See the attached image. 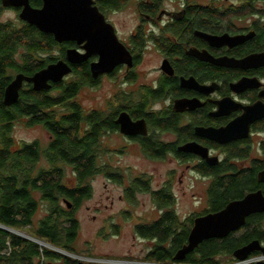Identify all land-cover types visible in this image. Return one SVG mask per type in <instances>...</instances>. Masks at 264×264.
I'll list each match as a JSON object with an SVG mask.
<instances>
[{
  "label": "flooded vegetation",
  "instance_id": "1",
  "mask_svg": "<svg viewBox=\"0 0 264 264\" xmlns=\"http://www.w3.org/2000/svg\"><path fill=\"white\" fill-rule=\"evenodd\" d=\"M5 1L0 0V15L5 9L14 11L20 26L10 22L0 25L10 24L17 32L25 29L31 33L35 28L36 37L54 38L21 18L24 5L9 6ZM25 1L32 10L44 6L43 0H14L18 4ZM94 6L117 36L118 50L116 45L112 50L118 63L113 71L93 78L91 66L101 62L98 51L81 64L68 61L69 51L88 54L87 41L81 44L55 41L58 46L54 55L60 57L58 61L67 63L72 73L76 68L80 72L89 69L92 83L84 86L99 90L109 80L119 87L105 107L86 112L81 106L85 118L94 114L92 129L97 135L93 137L96 171L93 176L107 174L108 180L122 190L120 201L128 205L110 216L98 237L106 242L118 240L125 224L132 222V238L145 247L138 260L129 256L96 261L264 264V253L260 250L251 252L245 260L235 256L236 251L251 244L264 248V0H94ZM125 11L131 16L124 24L131 26L129 32L111 19ZM20 48L26 54L25 48ZM52 54L48 49L32 53L40 61L44 59V63ZM72 73L64 80L71 79ZM141 74L151 77L150 82L141 83ZM26 85L33 88L32 84L24 83L21 91ZM122 120L129 122L131 134L122 132ZM87 128L89 124L84 120L81 138ZM112 137L125 142L122 149H116L118 154H126L132 148L151 162L170 160L183 169L181 176L175 175L153 188L151 178L144 175L125 181L120 174L108 172L119 168L105 157L112 151L105 145L106 140ZM187 172L194 176L192 190L183 192L189 197L191 209L181 217L175 186L176 182L178 186L184 184ZM142 182L150 183V191L142 187ZM251 195L259 201V210L249 213L242 225L222 238L204 240L185 259H176L178 252L189 244L197 220L224 212L232 203ZM147 196L156 209L152 219L138 215L134 209ZM68 207L67 211H73L72 204ZM80 208L75 213L79 223L75 238L68 231H63L60 237V242L75 251L67 252L77 264L82 262L76 255L80 252ZM61 222L64 228L71 229L68 220ZM148 229L153 230L149 233ZM214 242L220 250L208 256ZM162 249L175 253L158 261ZM157 253L158 256H153Z\"/></svg>",
  "mask_w": 264,
  "mask_h": 264
},
{
  "label": "trees",
  "instance_id": "2",
  "mask_svg": "<svg viewBox=\"0 0 264 264\" xmlns=\"http://www.w3.org/2000/svg\"><path fill=\"white\" fill-rule=\"evenodd\" d=\"M24 30L17 32L10 24L0 25V224L18 231L29 228V234L34 238L75 252L60 242V237L63 231H68L75 238L79 229L75 213L83 201L92 196L87 180L96 172L93 166V137L97 135L92 129L94 114L85 118L77 102L82 88L91 84L92 79L88 68L81 72L76 68L70 81L53 84L50 91H35L26 85L17 103L5 106V90L16 74L33 76L60 58L54 55L58 44L53 37H36L35 28L31 33ZM20 47L26 50L22 63L15 59ZM46 49L53 54L45 63L44 59L40 61L32 55ZM24 118L28 119L30 126L41 125L51 134L52 140L45 150L38 142L23 143L18 150H12L13 125ZM84 120L89 128L81 138V122ZM43 158L50 164L49 168L35 171ZM65 166L72 169L77 180L75 186L65 183ZM141 185L150 191L149 182ZM37 195L46 204L47 215L33 227L34 217L40 208ZM69 204L73 205V211H67ZM62 219L70 222L71 229L63 227ZM153 229H148V232ZM219 250V245L214 242L208 256ZM160 252L162 256L156 259L158 261L160 258L167 260L175 253L171 249ZM153 256H158V253ZM0 264H77V261L0 228Z\"/></svg>",
  "mask_w": 264,
  "mask_h": 264
},
{
  "label": "rangeland",
  "instance_id": "3",
  "mask_svg": "<svg viewBox=\"0 0 264 264\" xmlns=\"http://www.w3.org/2000/svg\"><path fill=\"white\" fill-rule=\"evenodd\" d=\"M130 17L129 11H125L119 15L117 14V16H112L111 19L115 23H119L125 28V30H127V32H129L131 26L126 27L124 24L129 22ZM0 22H10L20 26V21L16 13L9 9L2 11ZM23 54H25L24 49L19 48L16 55L18 63H22ZM141 78V83H149L151 80V77L147 74H141ZM67 79L70 81V77ZM118 91L119 87L115 86L112 81L105 80L99 90H93L91 87L84 86L77 98V102L86 112L97 107L103 108L107 101ZM12 139L14 140L13 151L18 149L23 143L29 144L34 142H38L41 149L45 150L52 140L51 134L45 130V128L40 125L30 126L25 119H19L14 123ZM124 144L125 142L118 137H112L106 140L105 145L110 147L112 151L105 157L111 165L119 167L118 169L107 170L108 172L120 174L121 179H124L125 181L129 178L132 179L144 175L151 178L153 188L160 187L165 181L171 180L170 178L175 175L176 178L181 176V171L183 169L177 167L170 160L151 162L150 160L144 159L138 151L132 148H130V150L128 149L126 154H118L116 149H122ZM49 166L50 164L48 161L43 158L41 163L37 165L35 171L43 167L49 168ZM64 168L65 183L68 186H75L76 178L72 169L68 166H65ZM193 177L194 176L191 172H187L182 186H178L176 182L175 190L178 192L179 197L177 210L180 212L181 217L186 216L191 209L189 197L183 195V192L189 193V190H192L190 185ZM89 185L92 188V197L83 203L78 212V218L81 224V235L78 243V250L80 252L76 255H78L85 264H104L102 261L96 260L113 258L123 259L124 257L129 256L138 260L137 257L143 255L142 248L145 247L144 244L140 243L138 240L135 241L132 238V222H127V224H125V229L118 240L110 239L106 242L98 237V232L104 227L105 222L110 219L111 215L117 211L128 208L127 203L125 201H120L119 199L122 190L116 186V184L108 180L107 174L90 177ZM37 199L40 201V208L34 217V227H36L38 222L47 215L46 204L41 202L39 195H37ZM134 209H137L136 212L138 215L148 216L149 219L154 217L156 211L148 196L142 197L139 201L138 208ZM29 231V228H25L23 231L19 232L32 236L29 234ZM88 244H90V247ZM41 247L51 250L48 247Z\"/></svg>",
  "mask_w": 264,
  "mask_h": 264
},
{
  "label": "water",
  "instance_id": "4",
  "mask_svg": "<svg viewBox=\"0 0 264 264\" xmlns=\"http://www.w3.org/2000/svg\"><path fill=\"white\" fill-rule=\"evenodd\" d=\"M43 2L44 6L41 10H32L26 1L18 4L14 0H7L5 4L9 6L13 4L16 6L24 5L25 9L21 14V18L35 25L42 32L52 34L58 43L65 41L82 43V41H87V55H80L72 50L68 52L67 59L71 64H81L94 51H98L101 62L100 64H92L91 73L93 78H97L100 74L106 72H112L118 63L116 56H114V50H112L114 45H116L115 50H118L117 36L113 27L107 23L105 17L94 6V0H43ZM71 73L72 69L67 63L58 61L33 76L18 74L5 90L4 104L9 107L18 102L24 83L32 84L35 91H49L52 89L53 84L63 82ZM120 124L124 134H131L129 129L131 126L128 121L122 120ZM254 196H248L242 202L232 203L224 212L197 220L196 227L190 235L189 244L178 252L176 259H185L204 240L222 238L232 229L242 225L249 213L259 210V201ZM0 228L40 246L48 247L51 251L73 257L71 253L45 241L37 240L30 235H25L1 224ZM255 250L264 253V248H259L255 243L236 251L235 256L239 260H245ZM79 264L83 263L80 262Z\"/></svg>",
  "mask_w": 264,
  "mask_h": 264
}]
</instances>
